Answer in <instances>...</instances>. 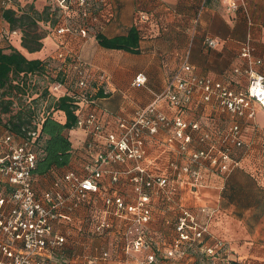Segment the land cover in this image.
Segmentation results:
<instances>
[{"label":"built area","instance_id":"1","mask_svg":"<svg viewBox=\"0 0 264 264\" xmlns=\"http://www.w3.org/2000/svg\"><path fill=\"white\" fill-rule=\"evenodd\" d=\"M0 2L9 6L15 0ZM92 2L100 6L99 8L106 4V0H54V4L61 9L69 10L70 15L64 23L56 25V32L79 33L87 37L91 27L90 19L96 13L92 8L95 4L90 6ZM230 6H236V2L233 0ZM75 15L76 20L71 21ZM73 21L77 26L73 25ZM14 33L17 30L0 28V39L5 34L9 37ZM208 43L216 44L217 40L212 38ZM58 47V51L52 56L60 60L57 72L62 77L51 83L46 99L57 96L59 91L65 92L66 88L75 90L78 109L86 107L84 114L80 113L77 125L106 138V148L98 151L94 160L86 165L87 173L67 170L54 178L47 189L41 190L36 187L32 172L37 163V151L32 148L28 139L21 138L18 132L0 124V264H56L51 253L55 247L63 244L66 237L59 227L61 223L74 219L75 211L85 201L90 202L89 194L92 191L104 192L107 215L94 225V229L101 234L110 232L116 219L120 217L116 234L125 238L123 244L126 252L131 249H147L149 243L143 226L152 217L148 190L169 188L174 180L190 188L202 185V170L199 165L204 161L209 162L217 172L233 169L239 162L237 149L248 144L245 131L255 122L257 110L254 103L258 102L264 108V74L254 69L253 63L256 59L251 41L247 40L241 46V54L248 65L235 66L236 72L248 75L249 83L246 88H234L230 80L198 73L188 56H185L154 100L136 108L131 120L122 119L118 123L119 131L106 132L98 113L89 105L95 101L94 90L104 85L107 77L105 71L92 69L90 62L74 49H70L64 40L59 42ZM145 81L144 72H138L132 79L136 85H142ZM197 94L204 101L216 100L221 109L230 113L231 119L226 126L209 130L200 119L190 120L185 117ZM162 99H167L177 110L173 116L159 110L158 102ZM82 102H86V105ZM164 128L172 129L168 140L178 154L184 156L182 161H170L171 175L149 172L140 164L146 153V135L156 134ZM31 132L36 134L37 131ZM199 143L203 145L199 146ZM130 159L138 161L136 167L139 170L131 177L137 190L136 201L133 202L127 201L120 192L104 191L102 186L107 164ZM113 179H118L117 175ZM175 228L178 233L175 247L179 245V241L196 239L208 230L207 226L200 223L196 213L185 207ZM133 232L134 236L131 234ZM169 249L168 251H172L175 248ZM109 251L104 250L102 257H111ZM146 256L152 259L154 252ZM68 261L64 264H72ZM94 261V258L89 259L87 264ZM113 262L128 264L126 259ZM148 262L146 260L147 264Z\"/></svg>","mask_w":264,"mask_h":264},{"label":"crops","instance_id":"2","mask_svg":"<svg viewBox=\"0 0 264 264\" xmlns=\"http://www.w3.org/2000/svg\"><path fill=\"white\" fill-rule=\"evenodd\" d=\"M33 1L35 3L36 0ZM232 1L106 0V4L98 8V12L90 19L91 27L87 37L79 33L60 34L54 30L48 31L43 37L41 49L28 51L23 46L20 48L28 57L44 59L52 55L50 52L59 46L60 41L66 39L64 41L72 50L90 61L96 69L105 71L107 77L104 85L102 89L94 90L95 101L89 105L98 113L104 131H119L118 123L122 119L131 120L136 108L147 105L156 98V94L162 92L169 76L185 56H188L198 73L230 80L234 88H246L248 75L236 72L235 66L248 65L241 54V46L250 40L256 59L254 69L264 74V0H234L236 6L233 7L230 6ZM68 17L69 14L63 13L57 25L64 23ZM76 18L77 15L71 21ZM0 21L5 26L2 18ZM131 26H136L141 34L140 48L136 52L105 47L95 37L97 31L108 36L126 33ZM56 36L63 39L58 37L59 40H56ZM212 38L217 40L216 44L208 43ZM138 72L146 74V81L142 85L132 82ZM82 104L86 105V102ZM254 107L257 110L254 125L245 131L248 144L236 151L239 162L233 169L222 173L205 170L206 184L202 185L200 197L211 205L214 212L212 220L217 221L221 238L229 242V248L237 252L238 256L234 259H245L247 264H264V173L255 170L258 167L252 160L254 149L264 151V108L258 103H254ZM158 108L169 116L177 111L167 99L160 100ZM84 110V106L81 110L77 109L81 114H84ZM54 114L63 121L66 118V113L61 109L54 110ZM185 117L190 120L198 118L206 125H209V119L218 129L226 126L231 119L230 113L221 109L216 100L204 101L198 94ZM171 133L172 129L164 128L156 134L146 135V153L140 164L149 172L171 175L170 161L184 159L168 140ZM69 136L73 146L71 161L45 174H35L37 188L47 189L54 178L70 169L87 173L86 165L94 160L98 151L106 148V138L78 125L69 131ZM137 162L136 159H130L107 164L103 177L106 182L102 183L104 191H107L106 186H116L121 190L131 184L129 179L139 172ZM114 175L118 179H113ZM172 184L170 187L179 188L182 193L190 188L176 180ZM80 210L84 211V207H79L74 213V219L69 221L74 227H78V221L83 220V213L78 212ZM152 212L146 225H154L156 221L159 223L154 210ZM165 220L168 221V218L163 219V222ZM120 222L119 218L116 219L110 231L114 238L118 236L116 231ZM153 231L158 235L160 231L163 232L157 227ZM242 237L248 241L241 243ZM168 245H157V248L167 250ZM64 256L63 259L67 258L74 263L79 254L69 253Z\"/></svg>","mask_w":264,"mask_h":264},{"label":"rangeland","instance_id":"3","mask_svg":"<svg viewBox=\"0 0 264 264\" xmlns=\"http://www.w3.org/2000/svg\"><path fill=\"white\" fill-rule=\"evenodd\" d=\"M31 1L32 0H17V2L24 7H27ZM50 1L51 0H36V8L38 10H42L44 4ZM62 12L68 14L69 10H64L62 8ZM73 25L77 26L74 21ZM0 28H5L1 24V21ZM54 34L56 33L54 32ZM56 37V40H59L58 37L63 39L61 36ZM12 39L13 42L18 43L16 36H14ZM0 43H7L4 36L1 37ZM67 46L72 49L68 44ZM58 49L59 47H55L50 52V54H56ZM52 55L47 56L51 60V68L48 69L51 70V74H47L45 72L44 74L37 73V75L32 78L34 79L32 83L36 82L33 86L36 87L39 94V97H36L39 99L35 100L40 112L44 110L45 107L47 108V104L45 102H47L46 98L48 97L49 93V85H51L58 73L57 65L59 64L60 60L54 59ZM90 66L95 71L98 70L91 62ZM36 89L33 91V96H35L34 92ZM8 93H5L2 87L0 88V121L7 120L10 116L9 114L19 109L21 105L29 103L28 101H30V99L33 97L31 95V97L27 99L26 97L28 95H23L20 90H15L11 93ZM7 99L13 100L9 106V110L5 109ZM207 122L209 123V125H207L208 129L212 130V128H214V124L212 123L213 121L210 122L208 119ZM253 152L254 158L252 160L258 167L255 170H257V172L264 173V151L260 149H254ZM199 166L202 170L200 183L205 185V170L210 169L215 172L217 171L207 161H204ZM105 182L106 180L103 178L102 183ZM128 182H131V184L121 190L116 186H106V189L107 191L114 189L113 192L117 191L122 193L125 196V199L129 202L136 201L137 190H135V185L132 179H129ZM202 185L191 186V188H188L187 192L184 193L179 192V188L172 187L148 190L151 197L150 204L152 205V209L154 210V214L156 215L157 220H159V223L156 221L154 225L145 224L143 226L146 240L149 243L147 249L137 251L131 249L127 252L125 249V244H123L125 239L124 237L121 238L117 236L114 238L113 233L109 231L105 234H101L94 229V225L107 215H105V200L103 199L104 192L92 191L89 194L90 202L85 201L82 205V207H84V211H78L83 213L81 215L83 220L81 222L78 221V227H74L72 222L69 221L61 223L59 230L64 231L66 237L63 244L53 249L51 257L53 256V260L56 261V264H64V262H67L69 259L66 258L65 260L63 258L65 257L64 255L69 253L79 254V257L72 264H87L89 259L93 258L95 261L91 264H114V260L123 261L124 259L128 260V264H147L146 260L149 261L148 264H232L231 260L238 256L237 252H235L234 249L229 248V242L226 243L219 235L217 221L212 220L214 216L212 207L200 197L202 193ZM184 207L188 208L191 212L196 213L200 223L207 226L208 230L196 239H184L179 241V245L175 247V240L178 236L176 230L177 228H175L176 222ZM203 207H205V210H203ZM166 217L168 218V221L165 220L166 222H163V219H166ZM160 220H162V222H160ZM129 223L131 224V221ZM80 224H82V226H80ZM156 227L160 230H163V232L160 231V235L153 231ZM70 229L72 231H70ZM131 234L134 236L135 232ZM240 241L241 243H245L248 240L245 239V237H242L240 238ZM166 244H169L167 250L165 248H157V245L166 246ZM170 247L175 249L168 251ZM108 249L110 250L109 252H111V257L109 256L108 258H103L102 252ZM152 252H154L152 259L149 258V256H146ZM241 260L246 262L245 259ZM68 262L71 263V260Z\"/></svg>","mask_w":264,"mask_h":264},{"label":"trees","instance_id":"4","mask_svg":"<svg viewBox=\"0 0 264 264\" xmlns=\"http://www.w3.org/2000/svg\"><path fill=\"white\" fill-rule=\"evenodd\" d=\"M51 1L44 4L42 10L36 8L34 1H31L27 7L19 4L17 0L9 6L0 4V17L4 20L6 26L4 27L10 31L17 30L12 36L8 37L5 34L6 44L0 43V88L2 87L5 93L20 90L23 95L27 94L26 98L29 99L36 89L33 86L36 82L32 83L34 80L32 78L37 73L51 74V70H48L51 68V60L48 57L44 59L28 57L20 48L23 46L28 51L39 50L43 47V37L46 33L56 31L55 25L63 12L59 5L54 4V0ZM92 5H94L93 10L98 12L100 6L94 2L90 6ZM14 36L19 43L12 41ZM140 36V30L136 26H131L126 33L114 36H108L100 31L95 34L99 44L109 48H123L131 52L139 51ZM61 77L59 72L53 81ZM100 89L101 86L98 90ZM34 93L36 95L28 101L29 103L21 105L19 109L9 114L7 120L0 121V124L18 132L21 138L28 139L32 148L37 151V163L32 168L35 175L45 174L54 167L69 164L73 149L69 131L77 126L80 113L77 111L78 98L72 88H66L65 92L49 97L45 102L47 108L45 107L42 113L36 104V100L39 99L36 98L39 97L38 90L36 89ZM12 102L13 100L7 99L5 109L9 110ZM60 109L66 113L64 121L54 114V110ZM32 130H36V134H32ZM231 262L247 264L241 259H232Z\"/></svg>","mask_w":264,"mask_h":264}]
</instances>
